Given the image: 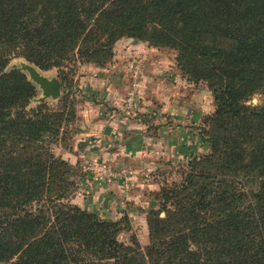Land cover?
<instances>
[{
  "label": "trees",
  "instance_id": "obj_1",
  "mask_svg": "<svg viewBox=\"0 0 264 264\" xmlns=\"http://www.w3.org/2000/svg\"><path fill=\"white\" fill-rule=\"evenodd\" d=\"M123 38L175 50L217 109L211 153L162 188L145 249L120 241L127 218L67 203L75 167L52 146L76 119L69 96L31 109L36 87L6 72L20 56L72 90L76 68L104 67ZM0 264H264V0H0Z\"/></svg>",
  "mask_w": 264,
  "mask_h": 264
},
{
  "label": "rangeland",
  "instance_id": "obj_2",
  "mask_svg": "<svg viewBox=\"0 0 264 264\" xmlns=\"http://www.w3.org/2000/svg\"><path fill=\"white\" fill-rule=\"evenodd\" d=\"M113 53L104 67L79 65L73 89L61 87L57 98L48 96V91L33 77L32 70L49 81L57 79L61 86L58 69L44 71L18 56L10 61L6 72H21L36 87L31 109L48 104L57 110L62 98L69 96V102L75 106L76 119L70 124L65 141L59 140L52 146L56 157L75 167L77 188L67 203L102 220L121 223L127 218L129 229L120 235V241L131 244L135 236L145 249L150 245L149 215L163 210L162 188L180 185L191 162L197 156L211 153L206 120L217 109L209 86L183 75L175 50L154 48L148 43L123 38L115 44ZM163 82L167 83L162 86ZM143 90L145 99L141 94ZM156 91H165L170 97L173 95V99L167 95L165 102L163 98L157 100ZM153 96L156 97L152 99ZM154 101H157L156 107H153ZM262 101V96H256L249 104L259 105ZM162 103H172L171 108L181 109L179 112L184 110L187 119L169 116L163 111ZM142 105L146 106L145 110L153 109L142 110ZM123 119H127L126 132H123L124 124L114 131V122ZM182 123H191L193 127L177 129ZM170 124H174L175 129L172 130ZM125 134L132 139L131 156L113 158L112 154L122 153L118 146Z\"/></svg>",
  "mask_w": 264,
  "mask_h": 264
},
{
  "label": "crops",
  "instance_id": "obj_3",
  "mask_svg": "<svg viewBox=\"0 0 264 264\" xmlns=\"http://www.w3.org/2000/svg\"><path fill=\"white\" fill-rule=\"evenodd\" d=\"M172 68H174V67H171V69ZM177 74V73H176ZM171 82H173V80L171 81ZM165 83H167V82H163L161 85L163 86V84H165ZM172 85H173V83H172ZM178 86H174V88H177ZM176 90V89H175ZM161 93V94H160ZM177 93V92H176ZM141 94H142V98L143 99H145V90H143V91H141ZM156 94H157V96H159V97H156V96H153V98L152 99H154V97H156L157 98V100L158 99H160V98H163V100H164V102H165V98H166V96L168 95V93H165V91H164V93H163V91H161V92H159V91H156ZM160 96H162V97H160ZM169 96V99H173L172 97H173V95H172V97H170V95H168ZM168 96H167V99H168ZM176 96H178V94H176ZM144 103H146V101H144ZM152 104H153V107H156L157 106V101H154V102H152ZM148 106V105H147ZM168 106H170L169 108H168ZM141 107V109L142 110H145L146 109V106L144 107V105H142V106H140ZM161 107H162V109H163V111L164 112H168L169 113V116H175V117H177L178 119H187V115H184L183 114V112H184V110H182V112H179L181 109H177V110H174V109H172L171 107H172V103H168L167 105H164L163 103H162V105H161ZM165 108L167 109V111H165ZM150 109H153L152 107H149V109L148 110H145V111H149ZM162 109H160V110H162ZM126 120L127 119H123L122 121H120L119 123H117V121L116 122H114V126H115V128L114 127H112L113 129H114V131L115 130H119L120 128H121V124H124V128H123V132L125 133L126 132V130H127V127H126V125H127V122H126ZM123 127V126H122ZM177 127V129L178 128H182V129H185V128H187V129H191L192 127H193V125H191V123L190 124H186V123H182V124H180V125H178V126H176ZM170 128L173 130V129H175V126H174V124H170ZM119 132V131H118ZM131 132L130 131H128V135L130 134ZM127 134H125L124 135V140L122 141V144L120 143V146H118L119 148H122V153H115L114 155L112 154V157L113 158H116L117 156H119V155H121L122 157H124V158H128V157H130L131 156V151H132V149H133V147H130V146H132V139L131 140H129L128 139V136H126ZM131 135V134H130ZM173 144V143H172ZM117 152H121V150H118ZM111 192V191H110ZM112 192H114V191H112ZM116 192V191H115ZM105 194H106V192H105Z\"/></svg>",
  "mask_w": 264,
  "mask_h": 264
},
{
  "label": "water",
  "instance_id": "obj_4",
  "mask_svg": "<svg viewBox=\"0 0 264 264\" xmlns=\"http://www.w3.org/2000/svg\"><path fill=\"white\" fill-rule=\"evenodd\" d=\"M32 71L33 77L44 86V88L48 91L49 97L57 98L60 95L61 86L57 79L49 81L45 77L38 74L35 70Z\"/></svg>",
  "mask_w": 264,
  "mask_h": 264
},
{
  "label": "built area",
  "instance_id": "obj_5",
  "mask_svg": "<svg viewBox=\"0 0 264 264\" xmlns=\"http://www.w3.org/2000/svg\"><path fill=\"white\" fill-rule=\"evenodd\" d=\"M104 168H106V165H104Z\"/></svg>",
  "mask_w": 264,
  "mask_h": 264
}]
</instances>
